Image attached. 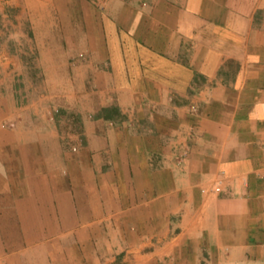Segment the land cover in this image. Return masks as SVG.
Returning <instances> with one entry per match:
<instances>
[{"label":"crops","instance_id":"obj_1","mask_svg":"<svg viewBox=\"0 0 264 264\" xmlns=\"http://www.w3.org/2000/svg\"><path fill=\"white\" fill-rule=\"evenodd\" d=\"M7 4L52 78L0 83V264H264V0Z\"/></svg>","mask_w":264,"mask_h":264},{"label":"rangeland","instance_id":"obj_2","mask_svg":"<svg viewBox=\"0 0 264 264\" xmlns=\"http://www.w3.org/2000/svg\"><path fill=\"white\" fill-rule=\"evenodd\" d=\"M101 3L104 0H94ZM16 7L9 6L4 10L0 9V53H9L17 55L19 62L18 72L9 73L10 68L15 63H10V67L3 70L5 63L0 61V83L6 85V89L10 90V97L16 106L31 105L32 108L40 106L42 96L50 94V80L42 61L43 47L41 43V34L34 33L30 30V22L26 19L20 20V29H15L12 25H18L14 18ZM15 34L16 37L10 36ZM20 71V72H19ZM3 91V90H2ZM7 92V91H6ZM8 96V95H7ZM30 109V108H29ZM49 113L51 120L60 121L64 130L72 131L79 129L78 115L71 110H63L60 107H54ZM27 113V112H26ZM24 114L27 118L36 115ZM33 119V118H32Z\"/></svg>","mask_w":264,"mask_h":264},{"label":"built area","instance_id":"obj_3","mask_svg":"<svg viewBox=\"0 0 264 264\" xmlns=\"http://www.w3.org/2000/svg\"><path fill=\"white\" fill-rule=\"evenodd\" d=\"M221 188H220V186L217 184L215 187H214V190L215 191H219Z\"/></svg>","mask_w":264,"mask_h":264},{"label":"trees","instance_id":"obj_4","mask_svg":"<svg viewBox=\"0 0 264 264\" xmlns=\"http://www.w3.org/2000/svg\"><path fill=\"white\" fill-rule=\"evenodd\" d=\"M110 110H111V108L109 110L107 109V111H110Z\"/></svg>","mask_w":264,"mask_h":264}]
</instances>
